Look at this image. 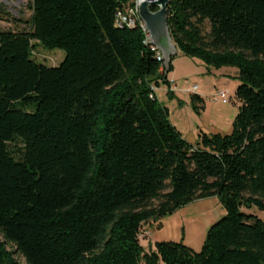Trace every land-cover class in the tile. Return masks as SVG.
Listing matches in <instances>:
<instances>
[{"label": "trees", "instance_id": "16d2710c", "mask_svg": "<svg viewBox=\"0 0 264 264\" xmlns=\"http://www.w3.org/2000/svg\"><path fill=\"white\" fill-rule=\"evenodd\" d=\"M126 3L29 0L25 27L0 30V264H264V222L242 211L264 212V0L167 5L179 54L237 69L230 132L195 144L155 92L174 97V58L164 74L139 25H116ZM36 48L64 59L45 66ZM211 197L225 214L199 251H144V223Z\"/></svg>", "mask_w": 264, "mask_h": 264}, {"label": "rangeland", "instance_id": "374dc122", "mask_svg": "<svg viewBox=\"0 0 264 264\" xmlns=\"http://www.w3.org/2000/svg\"><path fill=\"white\" fill-rule=\"evenodd\" d=\"M29 0H20L12 4L11 0H0V30L20 31L29 17ZM207 31V27H205ZM35 60L45 66H58L64 59V52L59 49L34 50ZM173 69L169 73L173 89V98L166 95V87L156 88L159 102L169 111V120L190 144L197 142L199 132L206 134H228L231 124L238 113L239 102L235 98V89L239 84L232 76L236 68L212 69L207 72L201 61L188 58L178 53L173 59ZM198 89L203 99V108L195 110L190 95ZM190 91V93H189ZM225 91L228 102L218 98V92ZM199 105V104H197ZM245 213L256 215L264 222V212L252 207ZM225 211L216 197L196 200L181 207L172 214L162 216L157 222L144 223L139 232V242L145 252L153 249L156 241L182 242L194 251H199L209 227L219 220ZM20 264L22 259L14 255Z\"/></svg>", "mask_w": 264, "mask_h": 264}, {"label": "water", "instance_id": "95a60500", "mask_svg": "<svg viewBox=\"0 0 264 264\" xmlns=\"http://www.w3.org/2000/svg\"><path fill=\"white\" fill-rule=\"evenodd\" d=\"M169 1L145 0L138 8L139 19L149 36V44L161 55L162 64L165 69L164 74L168 73L171 59L177 54V49L172 43L167 26V5ZM151 8H156V10L152 11Z\"/></svg>", "mask_w": 264, "mask_h": 264}, {"label": "built area", "instance_id": "2783aa9c", "mask_svg": "<svg viewBox=\"0 0 264 264\" xmlns=\"http://www.w3.org/2000/svg\"><path fill=\"white\" fill-rule=\"evenodd\" d=\"M11 1H12V4H19L20 3V0H11ZM144 1L145 0H127L126 5L116 12L115 23L119 27H122V26L135 27L136 25H139V27L141 28V30L145 34V38H146L145 42L148 45H150L148 33H147L143 23L139 19V14H138V10H139L138 8H139L140 4ZM151 48L153 50H155V48L153 46H151ZM155 51L157 52V55H156L157 60L162 61L160 53L157 50H155ZM192 90L196 91L197 88L193 87ZM217 96L220 99V101H222V102H228L229 101V98H228L227 93L225 91H219Z\"/></svg>", "mask_w": 264, "mask_h": 264}, {"label": "crops", "instance_id": "0c3cea01", "mask_svg": "<svg viewBox=\"0 0 264 264\" xmlns=\"http://www.w3.org/2000/svg\"><path fill=\"white\" fill-rule=\"evenodd\" d=\"M172 63H173V61H172ZM173 66V65H172ZM212 70V69H211ZM210 70V71H211ZM236 76V72H234V74L231 76H229V77H232V78H234ZM168 79H169V81L171 80L170 78H169V74H168ZM171 82V81H170ZM171 90L173 91V93L176 95V92H175V90L173 89V83H171ZM198 91V89L194 92L195 94L196 93H198L197 92ZM189 93H190V91H189ZM191 94H192V92H191ZM199 94V93H198ZM177 96V95H176ZM200 96V95H199ZM201 97V96H200ZM202 98V97H201ZM198 138V137H197Z\"/></svg>", "mask_w": 264, "mask_h": 264}]
</instances>
